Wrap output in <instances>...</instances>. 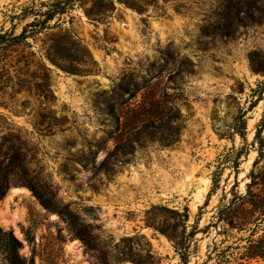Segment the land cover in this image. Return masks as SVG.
I'll list each match as a JSON object with an SVG mask.
<instances>
[{
	"label": "rangeland",
	"instance_id": "rangeland-1",
	"mask_svg": "<svg viewBox=\"0 0 264 264\" xmlns=\"http://www.w3.org/2000/svg\"><path fill=\"white\" fill-rule=\"evenodd\" d=\"M32 1L0 0V32L21 33ZM58 20L0 46V227L22 242L14 261L0 236V264H134L116 249L182 264L159 230L177 217L164 207L204 229L258 155L264 74L250 56L264 69V0H76ZM137 233L142 251L125 240ZM233 233L222 245L218 229L199 231L190 264L249 236Z\"/></svg>",
	"mask_w": 264,
	"mask_h": 264
},
{
	"label": "trees",
	"instance_id": "trees-1",
	"mask_svg": "<svg viewBox=\"0 0 264 264\" xmlns=\"http://www.w3.org/2000/svg\"><path fill=\"white\" fill-rule=\"evenodd\" d=\"M75 1L76 0H50L48 2L41 1L37 3V0H33L30 5L22 8L20 14L22 17L33 15V20L28 22L19 34H15L14 32H0V46L16 45L22 40L34 37L39 32H42V30H47L56 26L58 22L53 25H51L50 22L55 18H58V21H60L62 15L73 8ZM109 2L112 4V1ZM250 66L254 72L264 74V69L255 66L252 56H250ZM253 91L254 93H258L257 101L261 100L264 93V82H260L258 87ZM257 101L251 107H254ZM246 115V111L241 113V125L238 128L240 135L244 139L247 136L248 125ZM254 141L255 144H257L258 155L247 175L245 190L242 191L240 189L238 180L235 181L230 189H227V184L221 187L222 195L219 203L214 207L212 219L204 229H200L199 225H197L194 226L191 231H188V208H185L184 211H180L162 206L177 214L175 222L171 225L172 234L167 233L163 229L159 230L174 243L182 264H190L192 254L196 253V240L194 239L197 233L199 231H208V229L212 228L218 229V234L226 236L221 242L222 245L227 240V237L229 238L234 235V230L248 232L249 236L238 238L240 241H244V244H238L236 246L227 245L225 248L221 247L217 242H214L212 250L208 254V259L204 264L212 259H216L215 264H234V262H236L235 264H246L254 259L264 260V119L257 125ZM229 158L230 155L225 156V160ZM223 160L224 159H222V162ZM221 175V170H216L214 172L212 188L208 194L206 205H208L212 195L220 188ZM3 194L4 193H2V195ZM2 195H0V199ZM0 236H3L4 246L10 259L14 261L15 259H19V249L22 246V242L12 231H4L1 227ZM141 238H145V236L137 233L134 236L126 237L125 240L133 241L130 246L131 250L137 248L139 251H142L144 248L140 240ZM231 249H238L239 251L234 253ZM145 250L148 255L152 256L151 245ZM113 256L119 261L130 260L134 264H147L143 260L130 259L131 257H129L127 253L119 249L115 250V255ZM99 258L104 264H111L109 262V255H101Z\"/></svg>",
	"mask_w": 264,
	"mask_h": 264
},
{
	"label": "bare ground",
	"instance_id": "bare-ground-1",
	"mask_svg": "<svg viewBox=\"0 0 264 264\" xmlns=\"http://www.w3.org/2000/svg\"><path fill=\"white\" fill-rule=\"evenodd\" d=\"M2 218V217H1Z\"/></svg>",
	"mask_w": 264,
	"mask_h": 264
}]
</instances>
